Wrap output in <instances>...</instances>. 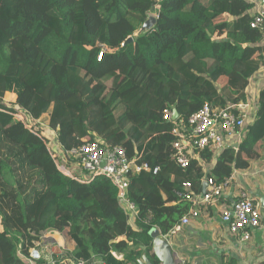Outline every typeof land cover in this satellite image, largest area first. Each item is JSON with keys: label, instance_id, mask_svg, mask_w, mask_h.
Wrapping results in <instances>:
<instances>
[{"label": "trees", "instance_id": "trees-1", "mask_svg": "<svg viewBox=\"0 0 264 264\" xmlns=\"http://www.w3.org/2000/svg\"><path fill=\"white\" fill-rule=\"evenodd\" d=\"M254 7L248 0H0V264H30L49 232L73 242L64 257L85 264H138L142 256L160 264L150 229L170 233L191 207L177 193L187 191L185 182L200 192L204 177L196 160L186 168L172 160L162 109L187 117L204 103L245 100L249 79L264 68V31L250 27ZM150 12L154 25L134 36ZM6 92L15 94L12 104L3 102ZM255 98L242 140L208 170L215 182L264 152V86ZM16 108L46 115L66 152L96 137L137 164L158 166L156 174H127L134 223L109 178L60 172L42 137L13 116ZM200 155L208 164L210 153ZM44 256L35 264H65Z\"/></svg>", "mask_w": 264, "mask_h": 264}, {"label": "built area", "instance_id": "built-area-1", "mask_svg": "<svg viewBox=\"0 0 264 264\" xmlns=\"http://www.w3.org/2000/svg\"><path fill=\"white\" fill-rule=\"evenodd\" d=\"M153 16L155 17V15ZM250 27L264 31V6L252 14ZM102 51H104V48H102ZM102 51L98 53V60L102 57ZM252 82L253 80L250 78L248 87L245 89L246 98L237 104L215 107L212 104L204 103L199 110L187 117L179 115L175 108L170 109L165 107L162 109V120L170 124L169 131L174 137L171 144L172 160L180 168H186L193 160H196L204 171L201 184L205 183L198 193L189 190V182H185L182 185L187 191L181 192V194L178 192L177 194L189 202L191 207L188 213L173 227L171 232L178 230L180 226L188 225L191 219L197 216L199 208L206 204L215 203L222 196L225 188L235 180L237 170H233L231 175L223 182H215L214 178L207 174L208 170L216 162L217 157L224 150L228 147L235 148L239 144L243 138L245 126L254 118L257 107L255 98L257 91L254 94L255 101H253L249 96L248 90ZM174 110L177 112V115H174ZM13 116L31 132L38 133L36 135L42 137L56 162L57 169L64 175L73 178L78 177L82 181H89L97 175L109 178L116 187L117 202L128 216V223H134L138 217V209L126 195L129 183L127 174L129 172L139 173L141 171L156 174L159 171L158 166L150 168L147 163L137 164L136 158H128L122 147L108 146L96 137L92 140H83L80 146L66 152L58 144L56 131L51 129L47 122H42L40 118L35 119L25 110L19 108L14 110ZM45 127H48L55 133L54 138L47 137ZM43 129L44 131H42ZM49 145H52L51 148ZM202 151L210 153L208 164H205L201 158L200 154ZM68 158L72 159L69 165L66 163ZM220 220L226 225L231 234L240 235L242 242L249 240L251 230L258 228L260 225L257 205L253 203L252 198L244 188L238 189L229 204L221 210ZM153 228L159 230L156 226H153ZM160 234L165 239L169 238V233L162 234L160 232ZM30 256L29 263L35 264L34 260L43 257V253L31 250ZM60 256L62 258L59 261L65 264H85L82 260L64 257V249H62ZM54 261L56 260L53 259L50 263ZM177 261L183 264V261H180L178 258ZM94 264L98 263L95 262Z\"/></svg>", "mask_w": 264, "mask_h": 264}, {"label": "crops", "instance_id": "crops-1", "mask_svg": "<svg viewBox=\"0 0 264 264\" xmlns=\"http://www.w3.org/2000/svg\"><path fill=\"white\" fill-rule=\"evenodd\" d=\"M248 1L255 4L253 13L264 6V0ZM256 76H264V68L257 71L252 77L253 81ZM261 87L257 86L255 92ZM15 98L14 93L6 92L3 102L12 104ZM240 188H244L257 205L260 220L259 227L251 230L249 240L243 242L240 235L231 234L220 220L221 210ZM168 236L167 241L176 259L183 261V264H227L231 261L237 264H264V152L253 159L248 168L237 170L235 180L225 188L215 203L199 208L197 216L188 225L180 226ZM45 241L43 248L50 246L59 255L62 249L71 251L74 248L73 242L57 232L45 234Z\"/></svg>", "mask_w": 264, "mask_h": 264}, {"label": "water", "instance_id": "water-1", "mask_svg": "<svg viewBox=\"0 0 264 264\" xmlns=\"http://www.w3.org/2000/svg\"><path fill=\"white\" fill-rule=\"evenodd\" d=\"M155 23V17L149 16L145 22L142 24L143 29H149L152 27ZM132 37L127 38L126 42L131 41ZM174 115H177V112L173 111ZM103 165V162H102ZM205 183H202V186L204 187ZM149 235L152 238V251L156 257V259L159 261L160 264H180L173 251L171 246L169 245L167 239L163 238L160 234V231L151 228L149 231ZM138 264H152L151 261L146 257L142 256L141 259L138 260Z\"/></svg>", "mask_w": 264, "mask_h": 264}, {"label": "rangeland", "instance_id": "rangeland-1", "mask_svg": "<svg viewBox=\"0 0 264 264\" xmlns=\"http://www.w3.org/2000/svg\"><path fill=\"white\" fill-rule=\"evenodd\" d=\"M154 15V13L153 12H150L149 14H148V16L147 17H149V16H153ZM143 26H140V28L135 32V34H134V36H136V35H138V34H140V33H142V32H144V30H146V29H143L142 28ZM261 73H262V71H261ZM258 75V74H257ZM261 81V82H260ZM257 86H264V76H256L255 77V80L249 85V88H251V90H249V96H250V98H252L253 99V101H255V98H254V94H255V90L257 89ZM43 120H42V122H46L47 120V117H46V115H44L43 116ZM39 129V128H38ZM45 129V134H47V137L49 136L51 139L52 138H54V136H55V133L52 131V130H50L48 127H45L44 128ZM44 129L42 130V131H44ZM88 139V137H84L83 138V140H87ZM48 140V139H47ZM53 145V144H52ZM51 145V146H52ZM51 146L49 145V147L51 148ZM68 168H70V167H68ZM44 247V245L42 246H40L39 247V251H41L42 253H44L45 255H46V257H47V259H45L44 261H46V262H50V261H52L53 259H61L62 257L59 255V254H57V253H55L52 249H51V247L50 246H47V247H45V249L43 248ZM35 250V249H34ZM30 253H31V251H30ZM21 258H23V257H21ZM23 260H27L26 258H23ZM98 264H101V262H99V261H96Z\"/></svg>", "mask_w": 264, "mask_h": 264}, {"label": "clouds", "instance_id": "clouds-1", "mask_svg": "<svg viewBox=\"0 0 264 264\" xmlns=\"http://www.w3.org/2000/svg\"><path fill=\"white\" fill-rule=\"evenodd\" d=\"M237 147V146H236Z\"/></svg>", "mask_w": 264, "mask_h": 264}]
</instances>
